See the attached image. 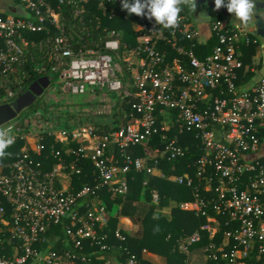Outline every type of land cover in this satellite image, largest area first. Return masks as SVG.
I'll list each match as a JSON object with an SVG mask.
<instances>
[{"label": "built area", "instance_id": "2783aa9c", "mask_svg": "<svg viewBox=\"0 0 264 264\" xmlns=\"http://www.w3.org/2000/svg\"><path fill=\"white\" fill-rule=\"evenodd\" d=\"M2 1L0 78L16 73L26 57L34 61L38 51L37 58L44 64H63L59 79L64 92L68 90L65 93H115L131 103L135 114L131 123L104 135L97 129H42L21 135L8 123L5 130L10 129L14 138L12 146L22 144L18 154L11 152L7 166H0V233L6 239L0 236V246L3 250L7 242L13 251L11 256L0 254V264L85 262L87 244L94 247L99 230L109 220L97 195L87 202L80 200H88L100 188L125 197L127 175L132 171L193 191V200L182 202L180 209L206 222L178 240V253L189 256L207 232L211 239L205 248L208 261L248 264L256 252L264 264V77L249 86L241 54L242 47L258 44L254 34L225 23L216 13L210 19V39L204 41L184 8L174 30H160L146 16L142 23L134 22L137 43L124 51L120 34L110 31L103 52L81 47L79 31L68 26L70 19L62 11L63 5L72 6V20L79 22L95 0H12L7 8ZM98 1L110 19L125 12L122 0ZM208 44L213 47L207 55ZM199 47L203 58L197 56ZM251 65L256 73L257 57ZM125 71L135 92L123 85ZM43 77L54 82L49 75ZM13 96L9 90L4 100L12 104L17 99L11 101ZM154 135L165 141L154 154L145 158L126 154L129 148L146 146ZM114 146L125 154L122 163L110 154ZM179 160L188 163L183 173L166 176L159 167ZM82 161L94 167L98 178L94 177V187L86 184L76 190ZM152 197L156 204L161 201L157 190ZM58 227L66 238L51 241ZM115 234L126 240L121 229ZM126 253L125 264H140L136 255Z\"/></svg>", "mask_w": 264, "mask_h": 264}, {"label": "trees", "instance_id": "16d2710c", "mask_svg": "<svg viewBox=\"0 0 264 264\" xmlns=\"http://www.w3.org/2000/svg\"><path fill=\"white\" fill-rule=\"evenodd\" d=\"M79 6L82 7V3H80ZM62 11H64V14L70 19V21H66L68 26H73L75 31H79L81 35V47L92 46L103 52L105 51L103 47L104 41L110 36V31H116L120 34L119 40L121 42V51H124L126 46L134 47L137 43V36L133 28V23H142L144 18L136 16L135 14L129 16L125 11L120 17L110 19L109 12L104 15L103 7L98 0L93 1L88 7H86V11L83 13V17L79 22H73L72 20V6L65 4L62 6ZM78 27L81 30H78ZM38 38L39 37L36 39ZM93 41L95 42L93 43ZM207 46L208 48L206 49L205 54L208 55L211 53L213 46L212 44H208ZM252 49L253 47H246L248 57L251 56ZM200 50L201 47L197 49V56L203 58V54L199 53ZM38 55L37 51V56ZM37 56L34 61H32L30 57H26L25 64L22 67L17 68L16 73L8 76V78H0V105L8 102L4 100V98L9 90L14 93V96L11 98L12 101L13 99L20 97V92L26 93L31 85L43 76L49 75L54 81L55 79H59L60 70L63 67V64L57 61L44 64V62L39 60ZM39 70L42 71L40 72ZM243 77L245 82H247V76L243 75ZM15 79H20L21 83H14ZM123 85L125 88L133 92L136 91V88L132 84L131 75L126 71ZM112 99H115L117 102L114 110L118 109L117 116H119V120L117 121V124H119V126L115 127L109 124H95L99 128L97 129V133L100 135L109 134L118 130L120 124L131 123L133 115L135 114L131 107V103H129L127 99H119L115 93L112 94ZM42 104L43 101L37 100L34 106L26 109L19 115L16 119L19 120V124L15 127V129H18V134L22 135L31 131V129L25 128L24 122L27 118H31L33 115L40 112ZM162 119L164 118L162 117ZM262 136L264 137V131ZM17 143L6 150L7 155L3 158L4 161H2L0 166H7V163L13 158L11 152L18 154L22 142L18 141ZM164 143L165 141L161 139L160 135H154V137L148 141L146 146L129 148L126 150V154L133 157L145 158L146 154H154L156 148H162ZM110 152L116 160H119L122 163L123 155L125 154L121 153L118 147H111ZM187 164L185 161L179 160L174 163H162L159 167L163 169L166 176H171L173 173H183L184 170H187ZM78 166L83 169V172L81 176H77L80 179L76 180V190H79L86 184L94 187L96 184V182H94V177L98 178V174L97 176L93 175L94 167L91 169V164L86 161L79 162ZM127 176L129 180V192L125 197L107 191L105 188H100L95 190V194L91 195L88 200L87 198H82L80 200L81 202H87L97 195V201H100L101 204L106 207L109 223L106 228L99 230V239L94 244L93 248L87 244L84 256L88 259L85 262L80 261L76 264H106L107 261H110L111 264H125L127 260L126 251H129L130 254L136 255L140 260V264H142L144 250L166 257L168 264L187 263L188 256L178 253V240L181 237L194 233L206 222L204 218H198L194 213L185 212L180 209L182 202L193 200V191L190 188L178 186L168 180L153 179L150 175L145 173L132 171ZM145 182H147V185H145ZM154 190H157L161 197V201L158 204L153 201L152 192ZM170 201L173 202L171 213H161L156 215L157 210L169 205ZM120 215L140 218L144 226L143 234L137 237H132L123 232L126 236V240H119L116 237L115 232L119 228L118 223ZM54 232L55 234L50 236L51 241H54L55 238H59L63 241L65 240V233L60 227ZM104 235H106L105 239H103ZM203 235V240L199 244H196L193 249L196 246L202 245L205 254V248L211 243V239L209 233L203 232ZM0 236L6 240L1 233ZM222 237L223 234L221 232L216 239L218 244L222 241ZM103 245L107 246L104 250L102 249ZM3 247L4 249L2 250V247L0 246V254L9 256L13 255V251L11 247L8 246L7 242H5ZM56 247H61V243ZM207 264L215 263L207 260ZM248 264H263V262L258 258L256 252H252Z\"/></svg>", "mask_w": 264, "mask_h": 264}, {"label": "rangeland", "instance_id": "374dc122", "mask_svg": "<svg viewBox=\"0 0 264 264\" xmlns=\"http://www.w3.org/2000/svg\"><path fill=\"white\" fill-rule=\"evenodd\" d=\"M196 11H198L199 17L194 16V19L193 17L192 19L198 26L200 20L207 17L209 6L197 3ZM116 95L119 99H122L120 95ZM38 100L43 101L41 111L25 120V128L31 129L30 132L25 134H37L42 129H56L55 131L99 129L95 124L119 126L117 124L119 120V116H117L118 109L114 110L117 102L112 99V94L106 91L96 90L88 91L83 95H71L64 92L62 85H60V79H55ZM11 123L16 127L19 124V120ZM9 125H5L2 128L6 129ZM2 161L4 159H0V163ZM144 161L146 162L143 159ZM145 185H147V182H145ZM169 205L172 209L173 202L170 201ZM159 210L158 212L161 213L162 211L160 212ZM158 212L156 213L158 214Z\"/></svg>", "mask_w": 264, "mask_h": 264}, {"label": "crops", "instance_id": "0c3cea01", "mask_svg": "<svg viewBox=\"0 0 264 264\" xmlns=\"http://www.w3.org/2000/svg\"><path fill=\"white\" fill-rule=\"evenodd\" d=\"M11 2L12 0H3L1 2V5L7 8L11 4ZM255 3H256V9L254 10V14L256 16L255 17L256 24L253 23L252 25L248 26L247 29H249L254 34V36L258 40V44L256 46H252L253 51L250 57H248L246 47L241 48V54L243 56V60L246 66L245 74L248 78V81L250 82L249 86L256 83L261 77H264V18H261L259 15L260 12H264V0H255ZM204 5L208 6L207 4ZM187 13L189 15L191 14L190 18L192 21L194 19V16L199 17L198 11H196L195 13H191L187 9ZM216 13H219L221 18L225 21V23L233 24L234 18L231 17V15L228 14L226 15L225 13L222 12L221 9L219 11L215 10L214 5H211V7L209 6L207 17L203 20H200L198 26L193 21L196 27H198V29L200 30L201 37L204 41H209L210 39L211 36L210 19ZM260 20L262 26L260 28H257V23ZM254 57H257L259 61V67L256 73L251 72V66H252L251 63ZM170 207H171L170 205L161 207L159 211L160 212L162 211L161 213L170 214L172 211ZM161 213L158 212V214L156 213V215H159ZM118 227H119L118 229H121L126 235H130L132 237H137L142 235L144 230V226L140 218L124 216V215L119 216ZM166 263H168V261L164 256H160L158 254H154L149 251H147V253H144L142 255V264H166ZM187 264H207V260L203 252L202 245L196 246L194 249H192L190 255L188 256Z\"/></svg>", "mask_w": 264, "mask_h": 264}, {"label": "clouds", "instance_id": "9594fccd", "mask_svg": "<svg viewBox=\"0 0 264 264\" xmlns=\"http://www.w3.org/2000/svg\"><path fill=\"white\" fill-rule=\"evenodd\" d=\"M226 7L228 13L234 14L233 24L238 29H244L253 23L256 24L254 10L255 0H215V10ZM187 8L195 13L197 0H122V10L129 16L135 14L139 17H147L149 21L155 20L160 30H174L179 26L180 13ZM264 18V12L259 13ZM9 130L0 128V159L6 157V150L14 144V138Z\"/></svg>", "mask_w": 264, "mask_h": 264}, {"label": "water", "instance_id": "95a60500", "mask_svg": "<svg viewBox=\"0 0 264 264\" xmlns=\"http://www.w3.org/2000/svg\"><path fill=\"white\" fill-rule=\"evenodd\" d=\"M210 1L211 4L208 6H215V0ZM204 2V0H197V3ZM225 2L227 3V0H225ZM221 10L226 15H231V17L234 18V14L228 13L226 7H222ZM261 26L262 24L260 20L257 23V28H260ZM51 82L52 81L49 77H41L31 85L30 89L26 93H21L20 97H18L15 102L12 104L6 103L0 105V128L10 122L15 121L23 111L34 106L37 100L43 96L45 91L50 87ZM65 92H68V90L66 89Z\"/></svg>", "mask_w": 264, "mask_h": 264}, {"label": "flooded vegetation", "instance_id": "af4514ba", "mask_svg": "<svg viewBox=\"0 0 264 264\" xmlns=\"http://www.w3.org/2000/svg\"><path fill=\"white\" fill-rule=\"evenodd\" d=\"M205 2L202 3V4H207V5H210L211 4V1L210 0H204Z\"/></svg>", "mask_w": 264, "mask_h": 264}]
</instances>
